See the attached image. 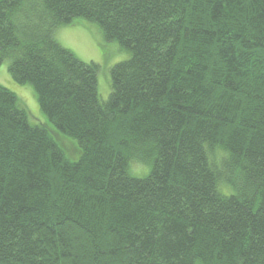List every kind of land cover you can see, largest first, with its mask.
<instances>
[{"label":"trees","instance_id":"obj_1","mask_svg":"<svg viewBox=\"0 0 264 264\" xmlns=\"http://www.w3.org/2000/svg\"><path fill=\"white\" fill-rule=\"evenodd\" d=\"M6 61L46 121L0 85V264H264V0H0Z\"/></svg>","mask_w":264,"mask_h":264},{"label":"rangeland","instance_id":"obj_2","mask_svg":"<svg viewBox=\"0 0 264 264\" xmlns=\"http://www.w3.org/2000/svg\"><path fill=\"white\" fill-rule=\"evenodd\" d=\"M87 24V23H86ZM93 26V25H92ZM94 28H96L94 26ZM89 24L81 22L72 26L61 27L54 32L56 41L64 48L70 50L79 60L84 63L93 62L98 64V92L100 99L105 101L109 95V70L110 68L127 59L128 54L101 39V35ZM0 85L13 92L27 110L28 121L32 125L45 123L46 119L41 113L33 89L28 85H19L12 80L8 73V62L0 66ZM65 141H72L62 136ZM139 171L140 168L133 166ZM143 172V170H141Z\"/></svg>","mask_w":264,"mask_h":264}]
</instances>
